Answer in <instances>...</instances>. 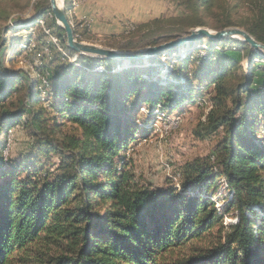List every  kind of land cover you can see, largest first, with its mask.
I'll list each match as a JSON object with an SVG mask.
<instances>
[{
	"label": "trees",
	"instance_id": "16d2710c",
	"mask_svg": "<svg viewBox=\"0 0 264 264\" xmlns=\"http://www.w3.org/2000/svg\"><path fill=\"white\" fill-rule=\"evenodd\" d=\"M217 1L180 0L184 11L166 19L178 26L174 37L197 25L239 26L264 43V0H237L245 8L237 20L230 11L239 6L222 0V17L209 23L202 17ZM32 8L36 17L26 23L42 19L76 62L55 52L48 62L54 66L36 67L46 82H27L23 70L0 58V264H264V66L253 62L264 63V56L230 37L199 38L126 62L76 55L49 0ZM69 10L83 40L88 28ZM4 47L0 37V52ZM165 53H175L171 67L159 64ZM248 56L246 72L241 60ZM205 91L209 109L194 135L219 138L209 154L184 162L178 186L155 187L126 156L140 107L170 111ZM65 123L71 131H62ZM18 125L32 152L4 158L6 132ZM221 179L230 197L218 210L212 196ZM225 216L235 221L224 223Z\"/></svg>",
	"mask_w": 264,
	"mask_h": 264
},
{
	"label": "rangeland",
	"instance_id": "374dc122",
	"mask_svg": "<svg viewBox=\"0 0 264 264\" xmlns=\"http://www.w3.org/2000/svg\"><path fill=\"white\" fill-rule=\"evenodd\" d=\"M36 1L0 0V37L5 44V47L0 52V58L6 67L23 70L27 74V82L32 80L46 82V75L40 74L36 67L42 62L48 64L50 57L55 52H61L64 55V51H60L58 44L52 41L49 33L42 37L41 40L37 39L41 37L42 31L46 33L45 29L47 30L42 19L26 23L36 17L35 10L32 8V3ZM74 1L63 0L64 8L68 4L71 6ZM86 1L79 3L77 6ZM179 1L98 0L99 9L93 13H87L85 15L87 17L84 16L81 19H77L82 21L83 25L88 28L82 41L122 51H133L150 46L147 43L152 39H155L160 44L183 37L185 36L184 34H178L174 37V32L178 29V26L166 21L167 18L178 16L184 11ZM227 1L228 6L233 4L239 6L237 12L230 11V16L233 20H237L239 15L245 13V8H242L237 0ZM76 4L77 0L75 5H72L74 10L77 7ZM221 4H223L222 0H218L212 6L211 15L210 13H205L202 18L209 23L214 22L216 15V18H221L222 14H220V9L217 7ZM73 9H70V11ZM71 12L69 14L72 17V21H74L73 11ZM162 16L164 19L156 24L153 23L147 27L138 28L136 29L137 31L127 33L135 25L141 26L145 22L149 23L152 19ZM88 18L91 22L89 27ZM21 24L24 27H21ZM199 26L212 30L222 29L197 25L187 29V32ZM204 40L201 42L204 43ZM49 41L55 44L54 50L50 47ZM44 42L47 44H44ZM202 43L199 45L200 48L204 47ZM19 47L25 48L26 52L21 51L16 54ZM200 54H203L202 50L194 54V56ZM174 55L175 53L161 54L158 57L159 64L162 67H171L170 64H173L176 60ZM72 56L73 54L69 55V57H66V61L63 62L75 63L76 58L73 59ZM168 62L170 63L168 64ZM253 62L264 66L261 60H253ZM249 63V56L243 57L241 60V65L246 72L249 71ZM48 65L54 66L52 63ZM78 65L76 64V66ZM194 68L195 63L189 65L190 70L193 71ZM261 75L260 72L257 73L254 86L260 84ZM193 87L196 88V91L201 90L198 81H193ZM39 88H43V85H39ZM48 88V85L44 86V90H48ZM207 96L208 94L205 91L202 96H196L191 102L184 101L177 108L170 111L160 107L154 109H148L146 106L140 107L135 120L140 129L136 132L135 141L129 144L126 156L131 158L133 170L141 174L144 180L157 188L165 187L169 184L178 186L180 182L179 170L184 162L211 152L219 135L206 138H197L194 135L195 128H197L199 122L204 121L205 114L209 109ZM263 126L264 123H262V129L264 128ZM71 130V126L67 123L62 127L63 132ZM41 138L43 139V135L40 136ZM5 140V146L2 151L4 158L17 160L32 152V139L20 125L9 128L6 132ZM54 159L53 157L52 160ZM218 182V188L212 199L215 202V208L221 210L226 199L230 197V193L225 190V182L222 179ZM223 221L224 223H231L235 221V218L225 216Z\"/></svg>",
	"mask_w": 264,
	"mask_h": 264
},
{
	"label": "water",
	"instance_id": "95a60500",
	"mask_svg": "<svg viewBox=\"0 0 264 264\" xmlns=\"http://www.w3.org/2000/svg\"><path fill=\"white\" fill-rule=\"evenodd\" d=\"M49 7L56 24L64 31L65 43L67 47L74 51V54L76 55L79 54L89 57L113 59L116 61L126 62L132 59H145L163 50H169L199 38L206 37L220 40L230 37L247 42L249 47L255 53L264 56V43L256 40L246 30L235 26H229L219 30H212L199 26L191 29L188 34L183 37L168 40L157 45L146 46L133 51H122L109 47H103L86 41L78 40L75 37L72 26L68 20L65 8L63 6V0H61L60 4L58 3V0H49Z\"/></svg>",
	"mask_w": 264,
	"mask_h": 264
},
{
	"label": "crops",
	"instance_id": "0c3cea01",
	"mask_svg": "<svg viewBox=\"0 0 264 264\" xmlns=\"http://www.w3.org/2000/svg\"><path fill=\"white\" fill-rule=\"evenodd\" d=\"M73 0H71V2H72ZM98 0H87L85 3H83V4H81V5H79V6H77V4H76V8H75V10L73 9L74 8V6L72 7V5L70 6V9H73V10H71V11H73V16H74V18H76V19H81L82 17H84L87 13H93V12H95L97 9H99V7H98ZM70 10H69V12H71ZM72 13V12H71ZM85 17H87V16H85ZM89 19V18H88ZM88 23V27H89V25L91 24V22H90V19H89V22H87ZM92 27V26H91ZM94 32V31H93Z\"/></svg>",
	"mask_w": 264,
	"mask_h": 264
},
{
	"label": "bare ground",
	"instance_id": "6f19581e",
	"mask_svg": "<svg viewBox=\"0 0 264 264\" xmlns=\"http://www.w3.org/2000/svg\"><path fill=\"white\" fill-rule=\"evenodd\" d=\"M78 1V0H77ZM60 2H61V0H58V3L60 4ZM75 3H76V0L72 3V5H75ZM69 22H70V20H69ZM45 31H46V33H48V29L46 30L45 29ZM51 39H52V41L53 42H55L56 44H57V39L54 37V36H52L51 35ZM59 46V45H58ZM59 49H60V51H64V50H62V48L59 46ZM65 52V51H64ZM63 52V54L65 55V56H67L65 53ZM67 57H69V56H67ZM66 59V58H65Z\"/></svg>",
	"mask_w": 264,
	"mask_h": 264
},
{
	"label": "built area",
	"instance_id": "2783aa9c",
	"mask_svg": "<svg viewBox=\"0 0 264 264\" xmlns=\"http://www.w3.org/2000/svg\"><path fill=\"white\" fill-rule=\"evenodd\" d=\"M83 1H85V0H80V1H77V5H78L79 3H82Z\"/></svg>",
	"mask_w": 264,
	"mask_h": 264
}]
</instances>
